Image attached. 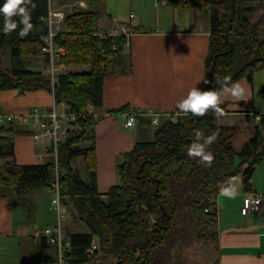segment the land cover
Masks as SVG:
<instances>
[{"label":"trees","instance_id":"obj_1","mask_svg":"<svg viewBox=\"0 0 264 264\" xmlns=\"http://www.w3.org/2000/svg\"><path fill=\"white\" fill-rule=\"evenodd\" d=\"M172 1L183 8L209 10L212 28L205 90L214 88L215 81L225 83L226 77L229 83L243 78L252 83L254 73L264 71V0ZM32 3L34 27L27 35H17L19 25L11 33L0 31V91H51L44 73L17 66L8 72L2 69V55L7 49L15 60L44 56L42 37L48 34L49 3ZM100 17L95 11L77 12L66 17V30L57 36V42L66 48L64 63L91 69L71 70L60 76L55 100L66 102L77 114H85L88 105L102 106L103 80L120 63L126 44L122 35L106 39L96 35ZM2 22L0 17V25ZM219 107L223 114L229 112L223 97ZM130 112L125 106L108 113ZM217 116L211 110L202 116L162 115L153 129L152 118L140 116L137 123H141L145 137L119 163V182L105 199L97 189L95 143L84 151L78 148L81 142L94 140L96 117H86L81 131L72 133L60 146L62 192L68 209L65 220L69 215L87 227V232L69 237L70 264H220L218 207L211 199L239 176L244 191L253 192L256 166L264 160V114L259 120L254 117V136L239 152L233 146L237 127L219 126ZM247 118L250 120L249 115ZM196 130L216 136L208 148L213 154L210 162L187 155ZM14 135L13 125L0 129V159H11L0 165L5 172L0 173V188L15 192L19 198L10 197L7 191L0 197L16 202L33 220L31 191L47 189L54 170L49 162L17 165L13 161ZM80 154L86 156L90 182L72 169L71 160ZM93 244L97 251L88 257Z\"/></svg>","mask_w":264,"mask_h":264},{"label":"crops","instance_id":"obj_2","mask_svg":"<svg viewBox=\"0 0 264 264\" xmlns=\"http://www.w3.org/2000/svg\"><path fill=\"white\" fill-rule=\"evenodd\" d=\"M48 3L49 11L63 12L66 17L83 11H95L102 16L98 5L102 4L103 0H48ZM131 7L127 20L122 21L111 15L108 22L101 25L98 20L96 23L98 34L122 35L126 38V44L120 63L113 71L108 72L103 80L102 106L94 107L97 115L94 140L87 139L78 144L79 150L84 151L92 142L95 143L96 183L103 199L110 188L119 182V163L126 154L135 149L137 142L145 137L141 123L127 128L125 114L108 112L129 106L131 112L152 110L161 116L174 114L178 111L177 101L192 87L197 86L202 90L206 87V58L210 50L212 28L209 10L200 7L179 8L169 0L166 4L157 5L155 17L149 18L140 11L139 8L143 6L139 7L132 1ZM161 7L165 8L163 12ZM143 9L146 13L147 6ZM55 30L58 33L65 32V20L57 23ZM38 60V67L41 64L43 66L36 72L46 74L45 56ZM20 66L22 69L34 71L23 67V63H19L18 68ZM69 69L73 72L91 70L88 66H71ZM239 83L244 90L243 95L236 98L226 93L223 100L229 103V112L218 115L217 119L244 117L247 122H244V126H248L249 122H253L255 126L254 120L264 114V98L260 104L261 109L255 103V75L252 83L246 78L241 79ZM53 101L54 96L47 89L25 93L0 91V111L4 115H26L32 108H49ZM0 124V129L5 130L13 125V161L17 165L41 164L38 154L44 144L33 140L30 123L23 120L18 123L0 121ZM217 124L233 127L227 123ZM252 133L253 137L254 127ZM8 161L11 159H0V165ZM71 166L85 182H90L91 171L84 154L75 156L71 160ZM252 190L253 192H245L242 180L239 179L237 186L233 185L232 193H223L217 198L220 264H264V190H260L254 183ZM246 194L263 196L261 212L248 216L241 214L240 209ZM31 198L33 220L26 222V213L20 205L0 197V241L11 243L4 244L0 251L4 249L6 256L17 258V264H52L56 259V250L48 246L43 235L46 227L57 223V217L51 211L48 187L32 190ZM44 198H47L48 203L43 201ZM36 222L44 225L41 230L35 225ZM63 227L67 239L71 234L87 232L85 225L74 221L70 223L67 219H64ZM30 242L33 244L28 245Z\"/></svg>","mask_w":264,"mask_h":264},{"label":"built area","instance_id":"obj_3","mask_svg":"<svg viewBox=\"0 0 264 264\" xmlns=\"http://www.w3.org/2000/svg\"><path fill=\"white\" fill-rule=\"evenodd\" d=\"M132 17V16H131ZM66 16L63 12L50 10L47 18L48 34L42 37V51L47 60V69L45 75L48 77L51 85V93L54 96V101L49 108H32L26 115H4L0 111V121L9 123H18L26 120L31 125V137L36 143L44 144L42 150L38 154V161L41 164L51 163L53 166V178L49 184L48 192L51 198V211L57 217V223L48 226L43 230V235L48 246L56 250V259L52 264H70L69 252L71 242L64 233L63 221L68 213L67 205L62 200V176L64 170L61 167L60 161V146L68 140L69 136L77 131H81L82 122L89 115L97 116L94 107L88 105L85 114H77L72 111L69 104L66 102H57L55 100L56 90L59 87L60 76L68 74L69 66L63 62L66 56V48L57 42L58 32L55 30V25L63 22ZM101 39H106L105 34H96ZM178 115L179 113H174ZM140 116L152 118V127L159 124L161 115L152 110L134 111L125 114V127L132 128L136 125L137 119ZM259 120V117H257ZM223 189H228L227 192H222ZM218 197L223 194H230L233 185L230 183L224 187ZM217 197V198H218ZM217 198H212V202L217 203ZM263 205V196L260 194H246L242 201L240 212L244 216L257 214L261 212ZM208 212V210H206ZM219 214V209H218ZM97 246H93L87 251L88 257L94 254Z\"/></svg>","mask_w":264,"mask_h":264},{"label":"rangeland","instance_id":"obj_4","mask_svg":"<svg viewBox=\"0 0 264 264\" xmlns=\"http://www.w3.org/2000/svg\"><path fill=\"white\" fill-rule=\"evenodd\" d=\"M132 1L135 4H137L139 7L143 6V7L139 8L140 11L143 12L146 17L150 18V17H155L156 12L158 10L157 5H162V3L166 4L169 0H103V3L102 4L100 3L99 4L100 6L98 5V8H99L100 12L102 13V16L99 19L98 23H100L102 25L105 22H108L111 15L116 16L117 18H119L122 21L127 20L128 15H129L130 11L132 10V7H131ZM170 2H171V0H170ZM157 3H159V4H157ZM145 6H147L146 13L143 9ZM179 8H183V7H179ZM164 10H165V8L161 7V11L163 12ZM123 52L124 51H122L120 54V61L122 59V53ZM2 59H3L2 60V69L6 70L7 72L12 71L16 66L18 67L19 63H21V64L23 63V67L24 66H25V68L29 67L30 69H33L35 72L37 70H39L40 68H42V66H43V64H41L38 67L37 63L39 60L37 57H30V59H29V57H23V59L20 58V59L15 60L12 58L8 49L3 52ZM19 60H20V62H19ZM19 68H21V66ZM254 75H255V82H256V84H255V91H256L255 103H256V106L261 108L260 104L263 103L262 100L264 98V71L255 72ZM43 77H46L48 79L47 76H43ZM179 115L180 114H178V115L175 114V117H177ZM217 122L219 124H226L227 123V124H230L231 126L237 127L238 132H237V135L235 136V138L233 140V146H234V149L236 152H239L242 149V147L252 137V134H253L252 131H253L254 123L249 122L248 126H244V122H246L244 117H236V116L219 117L217 119ZM0 125H2V124H0ZM150 131L153 132V130H150ZM0 173L2 175L5 174V172L2 168L0 170ZM239 179H241L240 176L236 177L234 180L231 181V184L234 186H237ZM252 183H254V185L258 186V188L260 190H264V160L256 168ZM61 189H62V187H61ZM6 191L3 188H0V193L6 192ZM5 194H9L10 197H15L16 199L19 198L18 196H16L15 192L11 193V191H9V192L7 191ZM64 198L65 197H64V194L62 192V200L63 201H64ZM43 201L45 203H48L47 198H44ZM50 203H51V201H50ZM214 204L217 205V203H214ZM28 221H30V217L26 214V222H28ZM67 221H70V223L74 221L75 223L84 225L78 219L69 218V215H68ZM36 224H37V226H38L37 228L39 230H41L44 226L41 222H36L35 225ZM4 244L11 245V243L9 241H3V242L0 241V250H1V248H3ZM32 244L33 243H31V242L28 243V245H32ZM28 245H27V247H31ZM6 255L7 254L4 252V249H2V251H0V263L1 264H17V258H14L11 256H6ZM204 264H206L205 261H204Z\"/></svg>","mask_w":264,"mask_h":264},{"label":"clouds","instance_id":"obj_5","mask_svg":"<svg viewBox=\"0 0 264 264\" xmlns=\"http://www.w3.org/2000/svg\"><path fill=\"white\" fill-rule=\"evenodd\" d=\"M31 4V7H29ZM35 4L32 0H0V17H3L0 31L11 33L19 27L17 35L23 37L27 35L34 27L32 21V9ZM18 17V19H14ZM225 83L215 81V87L208 90H202L197 86L192 87L186 95L182 96L176 103V109L182 116H202L209 110L214 115H222V109L219 105L222 103V97L227 93L232 97L239 98L243 95V88L239 82L233 81ZM205 83H208L205 81ZM215 134L205 135L199 130L195 131V136L188 146L187 155L189 157L199 158V161L210 162L213 154L208 151L209 146L215 141ZM223 189L222 192H227Z\"/></svg>","mask_w":264,"mask_h":264},{"label":"water","instance_id":"obj_6","mask_svg":"<svg viewBox=\"0 0 264 264\" xmlns=\"http://www.w3.org/2000/svg\"><path fill=\"white\" fill-rule=\"evenodd\" d=\"M97 251V250H96Z\"/></svg>","mask_w":264,"mask_h":264}]
</instances>
